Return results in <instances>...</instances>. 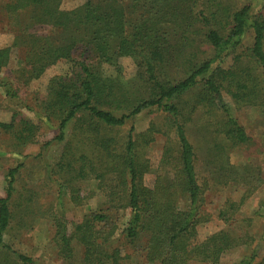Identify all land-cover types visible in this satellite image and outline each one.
I'll return each instance as SVG.
<instances>
[{"label": "trees", "instance_id": "16d2710c", "mask_svg": "<svg viewBox=\"0 0 264 264\" xmlns=\"http://www.w3.org/2000/svg\"><path fill=\"white\" fill-rule=\"evenodd\" d=\"M60 1L15 0L10 6V12L31 11L29 19L33 16L36 22L56 28L64 35L58 37V42H52L48 35H42V41H33L32 38V46L39 49L33 57L25 58L28 68H24L23 73L30 74L28 81L39 78L61 59L73 60L74 49L81 48L82 55L86 56V60L77 63L79 68L73 78L58 77L53 81L52 94L41 101L40 112H35L42 121L45 115L48 124L57 121L58 133L54 140L65 145L59 170L74 180L92 175L98 180L100 189L113 190L112 197L109 196L112 198L110 207H115L113 203L119 200L120 204L123 202L119 207L131 212L124 230L127 239L134 242L140 235L147 234L148 242L143 253L149 263L191 264L198 261L217 264L222 254L236 242L230 234L220 232L204 243H191L201 222L199 216L204 189L196 171L194 147L179 120V100L187 92L203 85V102L214 105L225 118L224 129L220 132L224 131L225 138L233 146L248 143L249 137L226 103L216 78L234 75V71H225L221 65L236 53L251 32L254 38L251 57L262 70L264 92V16H256L251 5L235 8L236 0H134L137 4L135 14L142 9L150 16L148 19L141 15L138 20V17L130 19L127 8L118 0H88L72 11L61 10ZM163 24L169 25L171 31L162 29ZM197 28L203 32L202 37L212 50V57L199 63L190 61L192 66L188 65L187 70L191 67L188 72L180 69L181 73L186 72L183 80L169 79L168 73L180 68L178 64L181 62L180 51L173 41L180 36L197 44L195 37L198 32L194 31ZM10 53V48L0 50V87L6 97L18 99L17 89L2 75L10 62ZM30 54L32 50H29ZM129 56L135 59L139 70L132 83L124 79L121 65V59ZM193 57L198 56L194 54ZM104 65L113 67V74L106 76L102 70ZM136 83L151 91L148 98L136 93ZM145 111L171 116L179 143L175 152L172 145L166 148L163 173L153 188L146 187L143 182L150 167L139 159L138 145L133 136L135 128L131 127L122 153L118 152L117 141L110 135L112 130L125 127ZM73 121L75 126L68 138V127ZM6 134L15 135V141L22 147L36 144L40 136L38 125L24 118L17 123L0 121V137ZM79 163V167H75ZM20 169L21 166L8 171L6 196L0 197V258L12 264H36L33 259L18 253H14L15 263L10 262L5 254L8 247L6 234L14 219L11 200ZM61 186L58 194L61 212L54 216V220L60 244L72 252L65 213L61 208L68 187ZM182 198L188 201L184 207L180 206ZM106 222V216L97 212L91 214L77 226L81 242L89 244L90 238L99 235L96 225L106 226ZM96 246L95 242L89 244L87 261L92 263L94 256L95 261L102 264L103 260L97 259L99 249ZM118 253L116 250L114 255L104 254L103 258L119 264ZM236 264H264V259L258 261V256L253 254Z\"/></svg>", "mask_w": 264, "mask_h": 264}, {"label": "rangeland", "instance_id": "374dc122", "mask_svg": "<svg viewBox=\"0 0 264 264\" xmlns=\"http://www.w3.org/2000/svg\"><path fill=\"white\" fill-rule=\"evenodd\" d=\"M12 1L15 0H0V50L11 49L10 62L2 75L13 83L20 98L6 97L0 87V121L17 123L20 118L29 119L38 125L40 136L36 144L24 147L18 145L13 134L0 137V197L6 196L5 177L8 171L21 166L11 200L14 219L6 234L7 258L15 263L17 258L14 253H18L33 259L36 264H99L94 256L91 258L92 263L87 261L89 244L95 242V245L100 246L95 248L99 249L97 259L103 260L102 264H113L112 260L103 258V255H114L116 250L119 251V264H152L143 253L148 242L147 234L131 242L124 233L130 220V210L119 207L123 203L120 204L119 200L113 203L115 207H110L113 190L100 189L98 180L92 178V175L74 180L60 171L59 164L65 145L54 140L58 133L57 121L48 124L45 115L44 121L35 115V112H40L41 101L52 94L53 81L58 77L73 78L79 68L77 63L86 60V56L82 55L81 48L74 49L73 60L61 59L47 68L39 78L28 81L30 74L23 73V69L28 68L25 58L33 57L39 49L36 45L32 46V38L33 41H42L43 36L48 35L52 42H58L62 31L60 33L56 28L36 22L33 16L29 19L31 11L10 12ZM87 1L61 0L60 9L72 11ZM118 1L127 8L130 19L138 17V20L141 15L149 19L148 12L142 9L135 14L137 4L134 0ZM147 4L152 5L149 2ZM234 5L239 9L251 5L256 16H264V0H236ZM167 28L171 31L169 25L163 24L162 29L167 31ZM194 31L198 32L195 37L197 44L185 41L180 36L173 41V45L180 51L178 56L181 62L178 64L180 68L168 73L171 80H183L191 67L188 70L186 68L192 66L190 61L199 63L212 57V50L202 37L203 32L199 28ZM253 44L254 38L250 32L236 53L221 65L225 71H234V75L216 78L226 103L249 137L248 143L233 146L225 138L224 131L220 132V129H224L225 118L214 105L203 102V85L187 92L179 100V120L185 126L194 147L196 171L204 189V202L199 216L201 222L191 243H204L220 232L230 234L236 242L222 254L217 264H236L253 254L258 256V261L264 259V216H260L264 214V92L262 70L251 57ZM29 50H32L30 55ZM194 54L198 57H193ZM121 65L124 79L129 83L134 82L131 80L137 78L139 73L135 59L132 56L124 57ZM180 69L186 72L181 73ZM102 70L106 76L114 72L113 67L108 65H104ZM136 84V93L148 98L151 91L145 90L140 83ZM74 126V121L69 124L68 138ZM132 126L135 128L133 136L138 145L139 159L150 167L143 182L146 187L153 188L156 179L163 173L166 148L172 145L175 152L179 146L173 119L162 112L145 111L130 120L125 127L112 130L110 135L116 139L120 153L127 144ZM47 143L49 145L45 146ZM76 157L79 155L76 154ZM61 184L68 187L61 208L65 213L72 252L60 244L54 220V216L61 212L58 199ZM116 191L123 195L121 191ZM184 199H180L181 207L188 203ZM95 212L106 216L107 224H97L99 235L90 238L89 244H83L79 239L81 234H77V226ZM222 214L225 216L222 217ZM7 263V260L0 258V264ZM191 264L210 263L195 261Z\"/></svg>", "mask_w": 264, "mask_h": 264}]
</instances>
